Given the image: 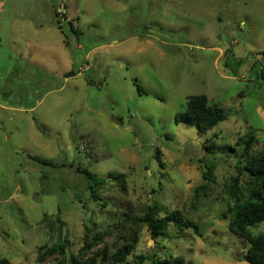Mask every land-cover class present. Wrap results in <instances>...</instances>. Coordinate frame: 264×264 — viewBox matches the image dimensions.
Listing matches in <instances>:
<instances>
[{
  "label": "rangeland",
  "instance_id": "obj_1",
  "mask_svg": "<svg viewBox=\"0 0 264 264\" xmlns=\"http://www.w3.org/2000/svg\"><path fill=\"white\" fill-rule=\"evenodd\" d=\"M4 1L30 3L19 9L27 25H55L66 7L77 31L61 21L62 34L10 38L0 5V260L101 264L103 249L112 258L134 245L123 264L147 253L247 264V244L227 229L229 189L264 146V0ZM196 95L229 112L206 134L176 122ZM77 169L124 178L106 179L94 201ZM246 183L243 173L241 198ZM153 203L199 236L170 225L152 239L139 218ZM60 245L64 255L38 262L40 247Z\"/></svg>",
  "mask_w": 264,
  "mask_h": 264
},
{
  "label": "trees",
  "instance_id": "obj_2",
  "mask_svg": "<svg viewBox=\"0 0 264 264\" xmlns=\"http://www.w3.org/2000/svg\"><path fill=\"white\" fill-rule=\"evenodd\" d=\"M229 116V112L221 109L217 105L210 104L207 97L196 95L189 97L185 104V111L176 117V122H188L194 124L201 134H206L223 122ZM248 140L244 142L241 157H246L251 149L253 137L248 136ZM206 151H212V148H206ZM212 169H208L203 179L205 183L202 188L208 186L211 182ZM237 177L233 179L229 189V197L233 201L232 207L229 209V220L227 229L242 239L247 244L246 252L243 260L247 264H264V233L253 234L249 229L264 223V146L260 153L248 161L244 167H236ZM77 172L84 176L87 183V190L94 201L99 198L96 195V189L105 184L106 179L122 183L124 175L108 174L106 179L97 178L96 175L87 170H79ZM243 173L247 175V183L245 186V194L241 198L238 192L239 176ZM139 222L146 225L152 239L161 238L168 239L170 237L168 229L170 225L177 227L179 230H191L195 235L199 236L198 227L195 223L183 220L180 214L169 212L166 208L158 206L156 203L149 205ZM136 241L133 242L135 244ZM85 248V247H84ZM84 248L81 252L86 251ZM134 245L125 246L119 249L113 256L108 257L106 250L100 252L101 264H123L127 262V257L132 254ZM55 254L64 255V246L57 247H40L38 249L37 260L42 262L47 257ZM155 253H147L139 255L133 264H142L143 261H149L150 264H186L181 258L156 259ZM71 264H78L74 257L70 259ZM0 264H13L6 259H1ZM82 264H95L92 258Z\"/></svg>",
  "mask_w": 264,
  "mask_h": 264
},
{
  "label": "crops",
  "instance_id": "obj_3",
  "mask_svg": "<svg viewBox=\"0 0 264 264\" xmlns=\"http://www.w3.org/2000/svg\"><path fill=\"white\" fill-rule=\"evenodd\" d=\"M2 4H6L5 7L8 9V13H9V17L7 18V21L5 20V34L8 33V36H10V38L14 37L13 35L20 36L21 34L23 35L27 32H32L33 34H36L44 30L47 32L55 31V32L62 34V30L60 26L61 21L66 22L69 26V29L72 32L77 31V29L76 30L74 29V24H76L75 23L76 18L68 14L66 7L59 10L63 15L60 14V16H57L59 15L60 12L54 13L53 21L56 23L55 25L51 21L49 24L43 22V23H38L35 25H32V24L27 25V24H24L25 18L22 17L23 12L20 11L19 9L25 8L27 6L26 4L30 5V3H20V2H15V1L5 2L4 1L0 3V5ZM9 8L11 9V11H9ZM11 45L12 47L14 46L13 44ZM61 48L63 50L64 55L68 57V54L66 51L67 50L66 49V36L64 35H63V41H61Z\"/></svg>",
  "mask_w": 264,
  "mask_h": 264
},
{
  "label": "water",
  "instance_id": "obj_4",
  "mask_svg": "<svg viewBox=\"0 0 264 264\" xmlns=\"http://www.w3.org/2000/svg\"><path fill=\"white\" fill-rule=\"evenodd\" d=\"M37 129H38V130H41L40 127H38V126H37Z\"/></svg>",
  "mask_w": 264,
  "mask_h": 264
}]
</instances>
